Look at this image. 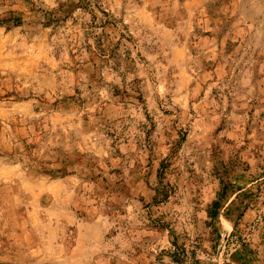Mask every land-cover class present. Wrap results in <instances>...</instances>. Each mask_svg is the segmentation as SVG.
I'll use <instances>...</instances> for the list:
<instances>
[{
	"label": "rangeland",
	"instance_id": "374dc122",
	"mask_svg": "<svg viewBox=\"0 0 264 264\" xmlns=\"http://www.w3.org/2000/svg\"><path fill=\"white\" fill-rule=\"evenodd\" d=\"M0 264H264V0H0Z\"/></svg>",
	"mask_w": 264,
	"mask_h": 264
}]
</instances>
